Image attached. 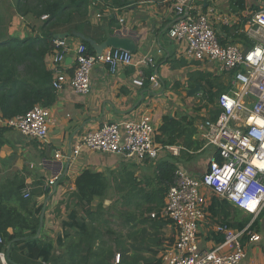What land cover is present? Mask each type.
Listing matches in <instances>:
<instances>
[{"label":"crops","instance_id":"crops-1","mask_svg":"<svg viewBox=\"0 0 264 264\" xmlns=\"http://www.w3.org/2000/svg\"><path fill=\"white\" fill-rule=\"evenodd\" d=\"M16 2L0 0V42L9 38L33 37L39 32L40 19L21 16L16 10ZM192 2L197 9L215 6L216 14L212 21L222 42L246 45L247 37L243 28L249 9H243L240 13L231 0ZM97 12L101 13L100 17L95 16ZM220 17H227V23L220 21ZM175 18L170 0H132L120 8L102 6L101 0H90L91 24L104 27V32L100 31L98 35L105 33L108 36L119 30L122 35L132 38L136 45L132 53L137 64L120 66L115 73L109 72L106 64L95 65L90 74V90L86 94L76 93L69 86L54 90L55 99L47 107L51 123L45 141L23 136L18 130L5 127L0 122V184L23 180L27 185L25 189H29V196L31 189H37L39 185L46 189V194L35 197L36 205L47 202L43 225L38 235L36 231L33 237L51 243L55 254L64 253L70 244L76 242L81 224L86 223L90 229L94 224H89L88 212H94L100 200L94 199L89 206L86 203L78 205L71 198L75 179L83 169L102 173L108 184L102 200V214L108 221V225H105L108 228L103 231L110 230L113 233L104 234V246L115 250V254H121L119 262H115L111 256V264H162L163 250L174 242L176 229L170 221L158 218L164 223L140 222L146 216L156 218L151 213L157 211L149 209L156 207V203L150 201V194L165 186L158 165L170 156L177 167L199 176L214 154L213 148L206 146L202 138L205 120H213L204 107L207 96L202 109L194 112L198 116H194L189 106L183 103L191 102L188 91L195 86L191 85L189 75L196 71H210L212 63L186 57L185 45L168 36V29ZM65 39L69 48L60 67L71 74L75 65V50L81 41L74 36ZM144 56H151L154 65L141 67L139 61ZM44 62L50 70L52 53L45 56ZM140 71L145 76L141 85L135 82ZM152 73L157 74L161 84L159 89L150 87L147 77ZM217 76L223 81L218 72ZM226 76L228 82L223 83L229 87L230 76ZM143 115H148L152 120L155 141L166 116L179 120L185 129L176 137L174 145L163 146L156 141L160 148L156 158L126 160L84 147L78 155L69 158L87 132L106 122L138 120ZM56 151L63 156L56 158ZM55 177V183L48 185L49 180ZM132 184L136 185L135 190ZM203 191L207 196L208 207L204 220L198 226V243L200 248L210 249L223 240L222 235L215 232V225L233 218L239 220L240 214L244 212L208 189L204 188ZM157 193L160 195V191ZM165 196L166 193L163 205ZM261 223L264 224V218ZM255 230L260 231L262 227ZM8 231L12 232V229ZM29 233L25 231L23 236L15 238H25ZM12 245L9 251L6 249L7 244L0 246V264H21L10 260ZM246 251L244 264H264L262 242H246ZM14 255L18 261L24 259V252L19 247Z\"/></svg>","mask_w":264,"mask_h":264},{"label":"built area","instance_id":"built-area-1","mask_svg":"<svg viewBox=\"0 0 264 264\" xmlns=\"http://www.w3.org/2000/svg\"><path fill=\"white\" fill-rule=\"evenodd\" d=\"M170 1L176 18L168 29V36L185 45L186 57L212 63L219 72L230 77L228 89L215 99L218 116L204 122L202 138L205 145L214 150L207 168L201 175L193 176L177 167L166 192L159 216L175 226L176 238L163 250L162 264H244L246 242L264 244V224L260 231L251 227L255 219L259 218L261 222V216H264V7L246 18L243 32L247 43L244 45L221 43L212 21L215 6L197 9L192 0ZM95 16L100 17L101 13L97 12ZM46 17L41 16L42 19ZM122 20L120 18V22ZM219 20L227 23V17ZM53 42L50 71L51 86L56 91L69 86L76 93L86 94L95 65L106 64L109 72L115 73L120 66L138 62L126 49L110 47L99 54H91L83 43H79L74 69L68 74L60 67L69 48L66 39L54 38ZM139 64L141 67L153 66L154 60L144 56ZM144 80L140 71L135 82L141 85ZM147 80L152 89L161 87L157 74H150ZM0 122L23 136L45 141L51 117L49 108L34 104L23 114L11 118L1 116ZM155 133L148 115L138 120L106 122L87 132L69 158L78 155L83 147L126 160L156 158L160 148ZM61 156V152H55L56 158ZM56 180L57 177L50 179L48 185ZM204 188L250 216V221L240 229L217 223L214 230L223 240L210 249H202L198 243V226L208 207ZM23 196H29V189L24 190ZM151 216L156 215L151 213ZM4 244L0 234V246ZM118 261L117 254L115 262Z\"/></svg>","mask_w":264,"mask_h":264},{"label":"trees","instance_id":"trees-1","mask_svg":"<svg viewBox=\"0 0 264 264\" xmlns=\"http://www.w3.org/2000/svg\"><path fill=\"white\" fill-rule=\"evenodd\" d=\"M128 0H101V5L120 8L125 6ZM90 0H17L16 10L25 18H35L39 21L38 33L33 37L9 38L0 42V113L3 118L23 114L34 104L50 106L55 99V91L51 86L52 73L45 66L44 58L47 54L53 53L54 34L59 32H80L96 42L105 39L106 34L101 24L93 25L89 19ZM237 11L245 9V0H235ZM42 15H47L42 19ZM111 23V22H110ZM73 36V35H71ZM89 53L94 51L84 40H80ZM221 43H224L221 41ZM191 85L198 84L203 95L208 101L205 108L209 111L212 119L215 120L219 109L215 105V99L220 93L228 89L221 78L211 72L196 71L189 75ZM211 105V106H209ZM179 120L169 116L164 117L163 123L156 135L157 143L163 146L176 144V137L183 133ZM177 166L171 161L170 156L160 165L158 171L164 179L165 186L153 191L150 194V201L156 203V218H144L141 223L162 224L164 221L159 212L163 207V196L173 181L174 172ZM75 190L72 199L78 205L89 204L94 199L100 200L95 206L94 212H88L89 224L94 223L90 228L86 223L81 224V231L77 240L70 244L62 254H55L51 243L33 237L39 225V215L42 204L36 205L35 197L46 194V189L41 185L37 189H31L30 196L25 198L23 190L26 184L23 180H11L0 184V234L5 244L17 236H23L25 231L29 235L13 242L10 260L21 264H111V256L114 260L115 250L104 246V234L113 233L103 231L108 228L105 225L102 210V200L105 196L108 184L104 175L89 169H83L75 179ZM136 185L132 184L135 190ZM160 191V195L157 192ZM146 195V194H145ZM156 196H159L157 199ZM235 210V208H234ZM232 220L234 222H232ZM168 221V220H167ZM250 221V216L242 219H229L223 222L230 227L240 229ZM105 226V227H104ZM263 224L255 219L251 224L252 229H260ZM12 229V232L8 230ZM222 239H219L221 241ZM98 241V242H97ZM3 246V245H1ZM19 247L24 252V259H15L14 251ZM15 257V258H14ZM119 262V261H118ZM127 264H135V262Z\"/></svg>","mask_w":264,"mask_h":264},{"label":"water","instance_id":"water-1","mask_svg":"<svg viewBox=\"0 0 264 264\" xmlns=\"http://www.w3.org/2000/svg\"><path fill=\"white\" fill-rule=\"evenodd\" d=\"M131 1L132 0H128V2H131ZM204 1L206 2L207 0H204ZM71 35L78 38L79 40H84V41L88 42V44L93 49L95 54H99L104 49H107L110 47L126 49V50H129L131 52H134L136 50L135 41L130 37L122 35L119 32V30L115 31L113 34L106 36L105 39L101 42H96L92 38L86 37L83 33L76 32V31L72 32V34L69 32H59V33L54 34V38L55 39H65ZM198 90H200V86L198 84H195V86L193 88H191L188 91V93L192 94L194 92H197ZM55 188H56V184L54 186L53 192L55 191ZM46 202H47V200L44 202V204L42 205V208H41V212L39 215V225L37 228L36 236L38 235V233H39V231L43 225V218H44V213H45V208H46ZM16 240H17V238H14L7 243V246H6L7 251L10 250L11 245Z\"/></svg>","mask_w":264,"mask_h":264},{"label":"rangeland","instance_id":"rangeland-1","mask_svg":"<svg viewBox=\"0 0 264 264\" xmlns=\"http://www.w3.org/2000/svg\"><path fill=\"white\" fill-rule=\"evenodd\" d=\"M232 1H235V0H231V2ZM263 7H264V0H248V1H246V8L244 10H246V9L250 10V13L246 17L250 18L253 13L260 12ZM244 10H240V11L242 12ZM209 68H210V71H208V72H211L214 75H217V72H218L219 75L222 77L223 81L227 84V82H228V78L226 76L227 74L219 72L218 69L213 64L211 66H209ZM201 94H202V92L200 90H198L197 92H194L190 95V97H191L190 103L183 102L184 104L189 106V110L192 112V114H194V116H198L194 112L197 113L199 110H201L202 106L207 101V98L205 97V95H203V94L201 95ZM209 106H211V105H209ZM245 216H247L246 213L240 214L241 219L244 218ZM263 218H264V216H261V219H263Z\"/></svg>","mask_w":264,"mask_h":264},{"label":"clouds","instance_id":"clouds-1","mask_svg":"<svg viewBox=\"0 0 264 264\" xmlns=\"http://www.w3.org/2000/svg\"><path fill=\"white\" fill-rule=\"evenodd\" d=\"M262 167H264V165H262Z\"/></svg>","mask_w":264,"mask_h":264}]
</instances>
